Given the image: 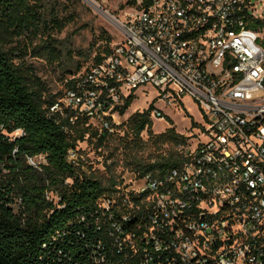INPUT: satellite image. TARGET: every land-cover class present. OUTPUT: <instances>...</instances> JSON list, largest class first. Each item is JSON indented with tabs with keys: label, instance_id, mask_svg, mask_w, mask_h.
Returning <instances> with one entry per match:
<instances>
[{
	"label": "built area",
	"instance_id": "1",
	"mask_svg": "<svg viewBox=\"0 0 264 264\" xmlns=\"http://www.w3.org/2000/svg\"><path fill=\"white\" fill-rule=\"evenodd\" d=\"M128 4L124 19L115 20L121 41L50 111L86 114L88 124L112 133L115 107L152 88L158 102L174 108L190 97L202 123L175 146L178 163L138 173V187H116L99 200L117 254L110 260L264 264V13L256 12L264 0ZM150 115L165 120L157 106ZM76 153L70 149L68 158ZM38 158L45 161L39 155L27 162L40 169Z\"/></svg>",
	"mask_w": 264,
	"mask_h": 264
},
{
	"label": "trees",
	"instance_id": "2",
	"mask_svg": "<svg viewBox=\"0 0 264 264\" xmlns=\"http://www.w3.org/2000/svg\"><path fill=\"white\" fill-rule=\"evenodd\" d=\"M65 1L53 0L48 11V0H0V264H119L110 260H116L117 254L111 252L113 242L97 211L99 200L116 190L111 188L115 183L104 185L83 169L79 158H68L69 150H76L80 142L95 140L101 147L113 133L88 124L86 114L51 112L60 93L51 94L31 65L15 61L17 47L8 48L26 37L33 40L47 34L50 40L51 30L64 26L59 8ZM48 39L32 47L33 56H59ZM107 40L111 42L110 37ZM111 50L107 45L93 64ZM77 81L78 76L72 75L67 90L75 89ZM134 100L132 94L123 98L114 112L124 115ZM154 108L153 101L146 111L129 117L124 147L133 150L150 145L159 150L169 144L172 148L152 157V163L136 160L140 175L162 173L178 163L174 148L186 140L174 127L153 133L150 113ZM197 126L192 121V127ZM145 130L146 141L142 139ZM39 155L46 162L37 169L27 158ZM49 194H55L57 201ZM102 256L105 262H100Z\"/></svg>",
	"mask_w": 264,
	"mask_h": 264
},
{
	"label": "rangeland",
	"instance_id": "3",
	"mask_svg": "<svg viewBox=\"0 0 264 264\" xmlns=\"http://www.w3.org/2000/svg\"><path fill=\"white\" fill-rule=\"evenodd\" d=\"M129 0H72L61 2L59 17L63 18L64 26L61 30L52 29L51 39L47 34L33 39L26 37L24 40H16L10 47H17L15 61L31 65L37 75L47 85L51 94L60 93L63 96L67 90V80L72 75L81 76L94 62V57L102 53L107 45L112 48L119 43L122 35L115 20H123L128 10ZM48 11L54 6L53 0H48ZM264 13V5H260L256 11ZM111 38L109 43L107 38ZM48 39L55 47L59 56L36 57L33 56L32 47L42 45ZM79 66V69H78ZM157 93L152 88L148 92L139 89L131 107L124 115L116 113L115 121L118 125L106 143L97 147L96 141H83L77 146L76 157L84 164L83 169L99 177L104 185H115L111 188H136L140 184L139 174L135 169L136 160L143 163H152L156 155L167 153L172 145L166 144L157 150L147 145L142 148L128 150L124 147L127 121L136 112L146 111L154 101V106L160 108L165 115V120H152L153 133H162L169 127H174L176 132L184 135L190 141L191 133L196 130L192 127V121L202 123V114L198 105L190 98L184 97L179 107L166 106L158 102ZM169 117L173 124L167 119ZM148 132L142 133V139H148ZM38 163H44V159L38 158ZM138 162V163H139ZM50 199L57 201L55 194H49ZM18 210V206H14Z\"/></svg>",
	"mask_w": 264,
	"mask_h": 264
}]
</instances>
